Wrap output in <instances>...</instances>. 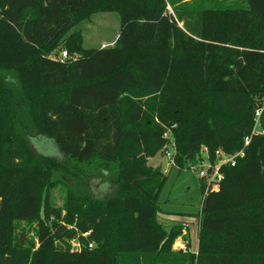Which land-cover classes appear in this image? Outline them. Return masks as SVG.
Returning a JSON list of instances; mask_svg holds the SVG:
<instances>
[{
	"label": "trees",
	"instance_id": "obj_1",
	"mask_svg": "<svg viewBox=\"0 0 264 264\" xmlns=\"http://www.w3.org/2000/svg\"><path fill=\"white\" fill-rule=\"evenodd\" d=\"M246 1L172 14L167 0H0V264H264V0ZM101 10L118 11L119 37L85 48L70 31ZM36 135L65 161L35 152ZM172 138L180 170L205 148L244 149L217 189L201 178L197 255L157 221L168 176L149 158ZM56 172L117 186L97 197L68 182L58 207ZM20 220L37 223L35 244L15 239Z\"/></svg>",
	"mask_w": 264,
	"mask_h": 264
},
{
	"label": "rangeland",
	"instance_id": "obj_2",
	"mask_svg": "<svg viewBox=\"0 0 264 264\" xmlns=\"http://www.w3.org/2000/svg\"><path fill=\"white\" fill-rule=\"evenodd\" d=\"M168 10L174 14L175 8H201L214 4L226 7H245L246 0H167ZM121 30V19L118 11H97L92 13L89 18L81 20L70 33L81 31L82 44L85 48L101 47L113 45ZM66 50L64 45L57 50L61 54ZM53 56H58L53 54ZM2 74L10 82L16 81V75L9 69H2ZM173 139V138H172ZM31 148L47 156L54 157L60 161H65V156L61 153L53 139L42 135L30 136L28 138ZM175 142V140H174ZM176 143V142H175ZM176 146V145H175ZM166 150L176 153V148L168 145L164 151L156 156L149 158V164L159 167L168 176L167 182L160 194V211L157 221L167 230L180 228L181 232L175 240V249L192 251L197 255L200 247L201 233V204L203 192L201 189V177L192 166H199V160L187 162L180 168L172 162ZM175 157V156H174ZM175 161V160H174ZM53 179L57 182L52 187V198L55 206L64 207L67 202L68 182L80 194H93L103 197L113 192L116 184L109 182L101 172H95L80 181H73L72 175L63 176L56 172ZM66 210L64 209V213ZM35 221L20 220L15 222V239L27 246L36 242ZM89 241H93L89 239ZM71 246H83L79 240L73 239L69 242Z\"/></svg>",
	"mask_w": 264,
	"mask_h": 264
},
{
	"label": "built area",
	"instance_id": "obj_3",
	"mask_svg": "<svg viewBox=\"0 0 264 264\" xmlns=\"http://www.w3.org/2000/svg\"><path fill=\"white\" fill-rule=\"evenodd\" d=\"M59 59L61 60H65L66 58L69 57V54L66 50H64L63 52H61V54H59L57 56ZM264 112V102L262 104L261 107H259L256 112H255V125L253 128V134L254 135H258V134H264V129L262 127L261 124V116L262 113ZM171 135L170 132H166L165 136L169 137ZM251 141V137H247L245 140V145H248ZM170 146H173V148L175 149V142L174 139H171V141L169 142ZM166 154L168 156H170L172 159V162L175 163L174 161V156H175V152H170L168 150H166ZM204 155L203 158L199 161V166L195 167L192 166L193 170L197 171L199 176L203 179H205L206 181V191H208L209 189H217L219 187V183L222 181V179L224 178L223 172H222V167L224 165H235L237 162L238 157L243 156L244 155V149L234 153V154H227L222 150H218L216 153V159L215 160H211L207 149L205 148L203 151ZM90 234V232H86L84 233V236L87 237ZM80 243V242H79ZM79 246H73L74 249H79L81 246L80 244H78ZM88 246L90 248L93 247V242H89Z\"/></svg>",
	"mask_w": 264,
	"mask_h": 264
},
{
	"label": "water",
	"instance_id": "obj_4",
	"mask_svg": "<svg viewBox=\"0 0 264 264\" xmlns=\"http://www.w3.org/2000/svg\"><path fill=\"white\" fill-rule=\"evenodd\" d=\"M23 237H24V236H22V238H21V242L23 241ZM10 259H11V258H10V257H8V260H10Z\"/></svg>",
	"mask_w": 264,
	"mask_h": 264
},
{
	"label": "crops",
	"instance_id": "obj_5",
	"mask_svg": "<svg viewBox=\"0 0 264 264\" xmlns=\"http://www.w3.org/2000/svg\"><path fill=\"white\" fill-rule=\"evenodd\" d=\"M175 248V247H174Z\"/></svg>",
	"mask_w": 264,
	"mask_h": 264
}]
</instances>
